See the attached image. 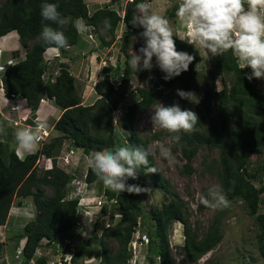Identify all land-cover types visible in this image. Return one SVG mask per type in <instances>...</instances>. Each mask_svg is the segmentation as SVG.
Masks as SVG:
<instances>
[{"label": "trees", "instance_id": "1", "mask_svg": "<svg viewBox=\"0 0 264 264\" xmlns=\"http://www.w3.org/2000/svg\"><path fill=\"white\" fill-rule=\"evenodd\" d=\"M144 0H135L141 3ZM44 0H1L0 1V37L10 31H16L18 40L22 46H26L29 40L33 43L26 49L25 55L13 65L5 68L1 78L5 93L20 96L26 100L30 109L28 121L33 122L35 113L41 99H51L61 109V113L53 123V129L58 132L42 142L41 147L35 152L17 156L13 147H8L0 140V225L6 223L10 208L13 204L23 205V199L31 198L35 209L34 216L28 220L22 228L20 237L24 238L21 257L29 262L35 254L42 239L49 243L55 242L60 236L71 231L78 222V196H71L70 183L75 175L57 165V157L65 141L74 148H79L88 157L93 150H114L118 143L124 142L127 146L148 147V140L141 136L136 125V115L148 111L157 104L163 96L176 85L177 89L192 91L199 103H192L189 110L194 111L199 121L191 134L178 133L181 156L184 160L179 172L190 174L194 168L192 161L200 148L207 147L210 150H218L215 158V174L227 199L231 202L236 199L244 201L250 214L255 215L259 226L256 235L257 248L264 264V198L261 193L264 186L257 187L250 181L251 178L260 179L264 174V158L250 165V153L257 155L264 151V91H260L253 80L246 78L248 68L241 69L238 61L231 51L224 56L211 57L210 67L202 78L197 70L201 61L199 51L194 45L182 41L174 36L178 51H186L194 56L189 69L180 76L169 81L162 79L164 75L159 68L155 72L157 81L147 87L136 88L137 98L125 104L130 91L132 75L141 76L142 71L132 70L127 61L131 56L126 52L127 39H123V60H119L115 68L105 66L104 73L95 86L97 98L91 104H82V97L75 85V77L66 66L61 65L58 73L49 72L45 78L47 68L44 60V52L50 46L41 38L43 24H51L53 28L62 31L67 37L70 46L80 42V33L74 26L76 21H82L85 25L101 27L111 33L112 39L119 23L125 26V36L140 37L142 28L133 27L131 21L135 11V3L127 1L123 14L107 6L98 8L89 13L85 0H47L57 5L61 16L66 20L63 26L44 21L41 17V4ZM108 21L110 27H106ZM143 41V38H142ZM109 45L110 42H105ZM140 43L135 46L139 50ZM60 50L66 48H58ZM120 53V52H119ZM16 55V52L13 53ZM115 70L118 76V84L115 85L111 71ZM232 74L229 84H224L221 89L215 90L214 86L207 83L208 80L215 84L218 77ZM115 76V77H116ZM52 79V80H51ZM205 83V84H204ZM201 84L206 86L201 87ZM212 86V87H211ZM210 87V88H209ZM213 100L217 114V122L210 121L204 125L205 114L199 106L208 111L210 101ZM188 104V100H185ZM178 102L171 99L166 106ZM122 108L121 127L125 131V139L118 136L113 123V112ZM169 133V136H172ZM44 156L50 158L53 166L49 169L38 167V160ZM150 166H154L159 172L148 173L154 186L162 191L166 199L160 206H151L145 210L140 204L139 194L128 192H114L105 188L104 195L107 200L100 206L99 216L107 215L109 224L102 230L98 237L100 254L97 264H127L131 257L129 242L134 233L138 219L143 223L148 222L151 228L148 235V253L156 256L149 257L148 264H175L171 252L169 230L173 222H179L183 228L184 243L182 246L185 256L190 261H197L200 257L211 251L222 239L220 219L215 217L207 229L198 233L192 228L187 215L184 200L178 193L171 189L169 181L162 176L152 155L148 157ZM138 170V179H129L128 183L137 184L145 188L149 181ZM146 171V169H145ZM95 174L88 167L85 181L91 183L95 180ZM49 189V193L47 190ZM112 200V202H110ZM261 205V206H260ZM112 206L115 211L108 208ZM200 208H203L201 206ZM219 209V216L224 210ZM119 214V218L111 223ZM97 223V222H96ZM97 225V224H96ZM92 237H96L93 234ZM111 237L117 242L115 251H111L107 238ZM82 247L75 249L72 261L81 254ZM0 248V264H5ZM37 264H43L44 259H36Z\"/></svg>", "mask_w": 264, "mask_h": 264}, {"label": "rangeland", "instance_id": "2", "mask_svg": "<svg viewBox=\"0 0 264 264\" xmlns=\"http://www.w3.org/2000/svg\"><path fill=\"white\" fill-rule=\"evenodd\" d=\"M99 1L96 5L97 9L104 6H111L112 8L119 7L117 11L122 15L126 2L130 0ZM85 2L89 5L88 8L92 13L94 6L90 5L89 0H85ZM143 2L151 4L153 12L165 16L169 20L174 33L178 37L184 38V29L176 17V8L179 0H144ZM94 27L91 25H85V30L79 31L81 44L70 46L67 50H60L56 48L52 51V53L48 52L49 47L44 52V60L47 65L44 77L46 78L51 71H53L54 74H57L61 65L66 66L75 77V85L81 94L82 104L84 105L93 103L97 98L94 86L104 75L103 71H101L102 68L105 66L115 68L118 61L123 60L124 57H120L122 53L123 39L125 38L128 41L125 50L131 57L138 52L135 46L143 43L142 38H136L132 35L125 36V26L123 23H119L114 32L115 34L113 39L111 33L104 31L101 27L96 29ZM119 35L120 37H118ZM103 40L105 42H110V44L105 45ZM32 43L33 41L29 40L25 47L20 44V48L24 53L23 56L25 55L26 49L30 47ZM0 44H5L11 47L15 46V35L13 33L7 34L0 39ZM194 46L199 51L201 56V61L197 65V70L201 73L202 78L205 79V75L210 67L211 56H208L198 45ZM77 55L80 57H77ZM2 56L4 57V52H2ZM153 63L155 64V57L153 58ZM246 68L249 69L250 73L251 69L249 67ZM156 69L157 67H154V71ZM110 74L113 76V81L116 84L118 80L117 78L119 77L116 76L115 70L111 71ZM141 74V76H131L130 91L127 95L125 104L131 103L137 98V93L135 91L136 88L150 86L158 79L155 72L152 70L151 72L145 70ZM231 79L232 74H225L218 77L215 84L211 83L210 80H208L207 83L210 85L212 84L215 87L214 89L218 90L221 89L224 84H229ZM254 81L257 88L260 91H264V79L254 78ZM204 84H201L202 88L206 87ZM176 89L177 87L174 85L157 104L153 105L148 111L136 115L137 129L141 136L148 140V147L151 146L157 149L156 154L152 155V157L162 173V176L169 181L171 189H174L184 200L187 208V215L192 228H196L198 233H202L214 221L215 217H218L221 224L222 239L215 248L200 257L197 261H190L185 256L182 249L184 243L182 225L179 222H173L169 230V240L175 264H263L257 248L256 235L259 232V226L255 219V215L250 214L244 201L241 199L231 201L228 209L224 210L220 216L219 209L208 208L200 203V197L202 195L206 196L210 187L215 185L220 186L214 167L215 158L217 159L218 157V150H210L207 147L200 148L192 161L194 170L190 174H180L179 170L183 165L184 160L181 156L180 147H178L177 142L172 139V136L177 134L169 136V132L167 130L161 129L158 125H153L151 122L150 117L152 115V111H154L156 107L160 106L161 103L166 106L171 99L180 100L181 105L186 106V109H189L188 106L191 105V102H188L187 104L184 99H181L176 94ZM5 104L6 103L1 101L0 109L3 108ZM45 104H47V106L49 105V108L54 111H58V109H60L51 99H45ZM199 109L205 114L204 125H207L210 121L217 122V114L213 100L210 101L208 111L205 110L203 106H199ZM3 114L4 117L2 115L0 116V128L3 129V132L0 133V140L7 142L6 144L8 147H13L17 153L15 133L20 128L27 127V125L30 124L32 125V123L28 121L30 114L29 112L25 114V116L17 114V116L13 118L9 114L8 110L3 111ZM53 114L46 117V120L39 119L37 114H35V117L32 119L33 122H36V125L38 123H44V125L46 124L44 128L46 127L49 132L47 139H49L51 135L54 136L55 134H58L57 131L52 129L54 132L53 134L50 129L54 120V116H52ZM57 114L58 112H56V116ZM25 117L26 119H24ZM121 121L122 108L114 113L113 123L116 139H118V136H124L122 139L124 140L126 138V133L121 127ZM41 144L42 143L40 142L33 152L39 149ZM122 146H127V144L124 142L120 144L117 140L115 148ZM160 146L170 149L171 157L166 159L161 156L159 154ZM69 150L70 146L65 141L63 148L60 150L59 156L57 157V165L75 175L74 180L69 185L71 189V196L79 197L78 222L71 231L56 239L54 244L47 245L43 243L41 247L44 249L48 246L51 249L45 260V263H48L50 260L64 257L63 253L68 249V247L63 244L66 239L69 240L70 244H72L74 250H77L79 246L82 247L81 254L76 258V262H73V264H97L100 254L98 237L102 230L109 224L108 216H99V207L96 206V200L98 198L103 199L105 186L96 175L93 182L87 183L85 181V177L89 167L87 163L88 157L86 156V159L83 154L79 153L78 155H75L73 162L70 158L72 153H70ZM63 156H67L66 158H69L68 163L65 158H62ZM172 157L175 159H172ZM249 158V169H252L258 161L260 162L264 158V151L259 155L250 153ZM37 163L38 167H43L44 169H49L53 166V163L44 156H41V158H39V162ZM141 174L148 179L149 183L145 187L148 190L142 192L140 195V204L145 210H148L151 206H160L166 197L162 191L158 190L154 186L151 176L148 173L146 174L144 170H141ZM250 181H252L257 187L264 186V174L260 179L251 178ZM47 192L49 193V189ZM263 198L264 192L261 193V200ZM24 202L25 207L21 208L20 213H12L9 221L6 223V226H0V240H3L0 241V248L4 262L6 260L5 255L10 256L13 249L15 251L16 246L23 242L24 238L20 237L23 225L34 216L35 209L31 198H25ZM13 205V211L17 212V209L15 208L17 205ZM201 206H203V208H200ZM108 209L115 211L112 206ZM263 211L264 209L260 207L259 212ZM12 216L15 218H12ZM118 218L119 214L116 215L115 219H113L111 223H114ZM148 226V222L144 224L143 219L139 218L134 230L138 229L141 234H146L150 232L152 228H149ZM93 234H96V237H92ZM146 236L149 238L147 234ZM107 241L111 251H115L117 248V242L111 237H108ZM147 245L148 243L146 242L143 245H140L138 254L133 258L134 264H148L149 257H153L156 261V256L149 255ZM85 260L87 261L85 262ZM130 263L132 264V260Z\"/></svg>", "mask_w": 264, "mask_h": 264}, {"label": "clouds", "instance_id": "3", "mask_svg": "<svg viewBox=\"0 0 264 264\" xmlns=\"http://www.w3.org/2000/svg\"><path fill=\"white\" fill-rule=\"evenodd\" d=\"M131 2L135 3V0H131ZM41 17L44 21H50L60 26L66 23L58 11L57 5L47 2V0L41 4ZM176 17L185 32L182 41L191 45H198L211 57L224 56L231 51L241 69L245 67L251 69L250 73L245 74L249 81L254 78L264 79V0H179ZM131 23L133 27L143 29L139 34L143 38V44L138 52L127 61L132 70L151 72L154 67H157L164 74L162 79L169 81L189 69L194 56L186 51L177 50L173 38L177 35L170 26L169 20L165 16L153 12L151 4L135 3ZM105 25L110 27L108 21H105ZM74 26L77 31L85 30V25L79 20L75 22ZM40 35L45 44L55 48L70 47L64 33L53 28L51 24H43ZM0 52L2 56V49ZM154 57L155 64L153 63ZM8 58L15 59V63L18 60L12 56ZM8 58L2 56L3 61ZM13 64L9 62L6 67ZM5 68L0 69L3 70L2 73ZM117 84L118 82L115 85ZM176 94L181 99L199 103L192 91L176 89ZM5 95L10 97L6 93ZM1 100L5 102L2 95ZM10 101L6 102V106L2 108L3 111ZM22 106L23 103L16 107L19 109ZM116 111L119 109H116L113 115ZM150 119L153 125H158L161 129L172 134L181 132L191 134L199 121V117L194 111L182 110L178 102L169 106H164L161 103L152 111ZM32 125H36V122ZM44 126L43 123H38L36 128L29 126L16 131L18 157L22 158L23 154L32 153L36 149L41 141V129ZM45 129L47 128L45 127ZM2 132L3 129L0 128V133ZM48 135L44 137L43 143L47 140ZM180 138V135L172 136V139L177 143ZM156 152L157 149L151 146H122L114 150L105 148L91 151L88 154L87 163L105 188L118 193L139 194L148 189L137 184H130L128 181L129 179H138V170L141 168L144 171L146 169V174L159 172L156 167L150 166L148 159L150 155H155ZM159 154L166 159L171 157L170 149L163 146L159 147ZM172 159L175 158L172 157ZM200 203L212 209H223L230 205V201L219 185L210 187L207 195L200 197ZM19 256L21 257V254ZM34 256H36V251Z\"/></svg>", "mask_w": 264, "mask_h": 264}, {"label": "crops", "instance_id": "4", "mask_svg": "<svg viewBox=\"0 0 264 264\" xmlns=\"http://www.w3.org/2000/svg\"><path fill=\"white\" fill-rule=\"evenodd\" d=\"M90 1V5H92V6H94V8H93V12L95 11V10H97V7H96V5L100 2L99 0H89ZM99 1V2H98ZM111 1V0H110ZM87 4V3H86ZM110 6V5H109ZM87 7H89V5H87ZM109 8H112L111 6L109 7ZM119 7H117V8H113V9H115V10H117ZM122 8V7H121ZM88 10H89V13H91V11H90V9L88 8ZM92 12V13H93ZM9 33H13L14 35H15V46H13V47H11V46H7V45H5V44H0V48L2 49V51L4 52V58H8V57H16V58H22V56H23V51L21 50V48H20V43H19V41H18V34L16 33V31H10V32H8L7 34H9ZM7 34H5V35H3V36H1L0 37V39H2L4 36H6ZM81 40V39H80ZM79 44H81V42H79ZM78 45V44H77ZM56 48L55 47H50L49 49H48V52H50V53H52V51L53 50H55ZM68 48H66V50H67ZM14 52H16V55H14L13 53ZM65 52V51H64ZM84 53V52H83ZM77 57H80L79 55H77ZM69 59V58H68ZM48 76V75H47ZM46 76V77H47ZM2 100H1V95H0V102H1ZM50 101V100H49ZM48 102V101H47ZM21 103H23V106L21 107V108H12V107H14L15 105L17 106V105H20ZM91 104V103H90ZM10 105V106H9ZM9 105H7V109L5 108V110H8V112H9V114L12 116V118L13 117H16L17 116V114L18 115H21V116H25V114H27L28 112H29V114H30V109H29V107H28V105H27V103H26V100L24 99V98H21L20 96H16V98H14V99H12L11 101H10V103H9ZM11 107V108H10ZM49 112V113H48ZM56 112H58V114H57V116H56ZM54 113V114H53ZM60 113H61V110L60 109H58V111H54V110H52L51 108H49V105L47 106V104H45V99H42L41 101H40V103H39V106H38V109H37V111H36V113L35 114H37L38 115V117H39V119H42V120H46V117H49L50 116V114H53L52 116H54V120H53V123L56 121V119L59 117V115H60ZM8 114V115H9ZM56 116V117H55ZM53 123L51 124V126H50V129H51V131L53 132ZM44 124V123H43ZM46 125V124H45ZM48 127V126H47ZM53 134H54V132H53ZM56 135V134H55ZM51 137H52V135H51ZM67 143H68V145L70 146V150H72L73 151V153L70 155V158L72 159V161L74 162V159H75V155H78L79 153H81V154H83V156L87 159V157H86V155L84 154V153H82V150L81 149H79V148H74V147H72L70 144H69V142L68 141H66ZM64 145V144H63ZM63 148V147H62ZM24 155H26V154H24ZM23 155V156H24ZM74 158V159H73ZM23 202H24V199H23ZM25 205V202L23 203V205L22 206H16L15 208L17 209L16 211L17 212H14L13 211V208H14V205H12L11 206V208H10V211H9V215H8V217H7V220H6V223L9 221V219H10V216L12 215V213H16V214H18V213H20V210H21V208L22 207H25L24 206ZM12 218H15L14 216H12ZM6 223L4 224V225H0V226H2V227H5L6 226ZM0 235H1V232H0ZM25 241V239L23 240V242ZM23 242H21L20 244H18L17 246H16V249L18 248V247H20V246H22V244H23ZM49 249V247L47 246V248L45 247L44 249H41L42 250V254L39 256V255H37L36 254V256H34L29 262H25L20 256H18V257H16V253H15V251H14V249H13V252L12 253H10V256H7V255H5V264H37V262H36V259H38L39 257L40 258H42V259H44V262H46L45 260H46V257H47V254H48V252H46V250H48ZM15 253V254H14ZM38 256V257H37ZM3 260H4V258H3Z\"/></svg>", "mask_w": 264, "mask_h": 264}, {"label": "built area", "instance_id": "5", "mask_svg": "<svg viewBox=\"0 0 264 264\" xmlns=\"http://www.w3.org/2000/svg\"><path fill=\"white\" fill-rule=\"evenodd\" d=\"M121 35V34H120ZM120 35L118 36V37H120ZM9 62H11V64H13V63H15V59H13V58H8L7 60H5V61H3L2 60V56H1V52H0V69H3V68H5L6 67V65H8L9 64ZM2 71L3 70H0V74L2 73ZM0 93H1V95L3 96V98H4V100H5V102L4 103H6V102H8V101H10V99H12V98H14V96L15 95H13V94H11L10 95V97H7L6 95H5V91H4V89H3V84H2V81H1V77H0ZM7 104V103H6ZM6 104H5V106H6ZM12 108H17L16 106H14V107H12ZM3 116L4 117V114H3V111H2V108L0 109V116ZM24 119H26V117L24 118ZM16 123V122H15ZM29 126H31V127H33V128H36L37 126H38V124L37 125H27V127H29ZM48 135V131H47V129H45L44 127L41 129V143L43 142V140H44V137H46ZM69 152L70 153H72L73 151L72 150H69ZM67 157V156H66ZM66 157H62V158H65V160L67 161V163L69 162V158H66ZM49 159V158H48ZM50 160V159H49ZM106 200H107V198H106V196L104 195L103 196V199H97L96 200V206H98L99 207V209H100V206L103 204V203H105L106 202ZM110 202H112V200L110 201ZM0 241H3V240H0ZM147 243L148 242V238H147V236H146V234H141L140 233V231L138 230V229H136V230H134V233H133V235H132V238H131V240H130V242H129V244H128V246H129V249H130V251H131V257L128 259V263L127 264H131L130 263V261L132 260V264H134L133 263V258L134 257H136V255L138 254V252H139V247H140V245H143L144 243ZM54 244V242L52 241L51 243H49L48 242V240L47 239H42V241L40 242V245L37 247V249H36V254L37 255H41L42 254V247H41V245L42 244ZM63 244H64V246H67L68 247V250H66L64 253H63V255H64V257L63 258H61V257H59V258H56V259H54V260H50L48 263H43V264H73V261H72V256H73V252H74V247L72 246V244H70V242H69V240H64V242H63ZM51 251V249L49 248L48 250H46V252H50ZM21 252H22V247H20V248H18L17 250H16V257H18L20 254H21Z\"/></svg>", "mask_w": 264, "mask_h": 264}]
</instances>
